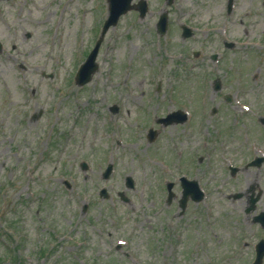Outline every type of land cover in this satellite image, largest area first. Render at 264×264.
Returning a JSON list of instances; mask_svg holds the SVG:
<instances>
[{"label": "rangeland", "instance_id": "rangeland-1", "mask_svg": "<svg viewBox=\"0 0 264 264\" xmlns=\"http://www.w3.org/2000/svg\"><path fill=\"white\" fill-rule=\"evenodd\" d=\"M229 1L173 0L168 7L147 0L151 13L129 11L108 29L98 71L79 87L73 76L99 35L106 0H0V264L251 263L254 243L264 238L251 221L264 209V163L229 175L214 146L226 140L234 163L244 162L254 155L250 140L219 138L206 121L213 123L211 107L220 111L213 120L223 116L217 127L233 121L222 94L211 91L218 77L230 96L256 109H238L239 125L264 152V48L235 51L238 45L211 32L227 23L230 41L264 45V0H231L227 12ZM162 8L169 31L158 36ZM181 23L198 31L181 39ZM217 50L226 56L224 79L211 67ZM176 107L190 108V125L154 123ZM148 127L157 131L151 143ZM184 127L192 129L189 138ZM180 173L205 191L182 211ZM166 180L174 183L170 202ZM256 185L261 197L246 214L247 191L256 193ZM238 191V199L230 197Z\"/></svg>", "mask_w": 264, "mask_h": 264}, {"label": "water", "instance_id": "water-1", "mask_svg": "<svg viewBox=\"0 0 264 264\" xmlns=\"http://www.w3.org/2000/svg\"><path fill=\"white\" fill-rule=\"evenodd\" d=\"M129 1L130 0H109L110 2L109 16L107 20L104 22V25L102 28V34H104V32L106 31L109 25L114 24L116 22L117 17L121 13H124L129 8ZM164 25H165V15H162L160 18V21L158 22V28L161 29L163 28ZM100 41H101V38L96 42L86 62L81 66L80 71L77 74V82L79 84H82L83 82L89 80L90 73L96 68V65L94 64L93 61L95 58V54L97 52V48L100 44ZM108 171H109V168H108ZM263 252H264V247L261 246L260 249L258 250V254L256 257L257 262L260 261Z\"/></svg>", "mask_w": 264, "mask_h": 264}]
</instances>
